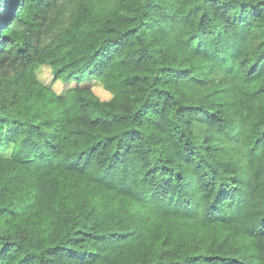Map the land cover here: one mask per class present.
I'll return each instance as SVG.
<instances>
[{
    "label": "trees",
    "instance_id": "1",
    "mask_svg": "<svg viewBox=\"0 0 264 264\" xmlns=\"http://www.w3.org/2000/svg\"><path fill=\"white\" fill-rule=\"evenodd\" d=\"M5 146L0 264H264V0H0Z\"/></svg>",
    "mask_w": 264,
    "mask_h": 264
},
{
    "label": "rangeland",
    "instance_id": "2",
    "mask_svg": "<svg viewBox=\"0 0 264 264\" xmlns=\"http://www.w3.org/2000/svg\"><path fill=\"white\" fill-rule=\"evenodd\" d=\"M257 38H252V45L257 43ZM35 75L37 80L45 85L52 87L58 94L64 93L71 87L84 86L89 87L92 92L101 100H107L110 98V92L107 91L99 79L94 75H79L72 80H59L54 79V71L52 67L46 63L38 64L35 68ZM220 74L215 72L210 81H202L196 78H187L182 81V87L185 94L190 100H196L200 95L206 92L210 83L219 79ZM26 82L25 76L12 75L11 79L6 82L7 95L9 97V103L13 104L20 101L21 93ZM194 132L197 138H201L204 132L203 122L201 118L197 119L194 123ZM9 148H0L1 155H8Z\"/></svg>",
    "mask_w": 264,
    "mask_h": 264
}]
</instances>
